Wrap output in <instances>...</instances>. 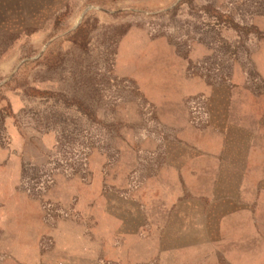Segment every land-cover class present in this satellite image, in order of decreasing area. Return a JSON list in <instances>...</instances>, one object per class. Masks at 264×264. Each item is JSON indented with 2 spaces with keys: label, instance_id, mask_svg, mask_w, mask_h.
<instances>
[{
  "label": "rangeland",
  "instance_id": "1",
  "mask_svg": "<svg viewBox=\"0 0 264 264\" xmlns=\"http://www.w3.org/2000/svg\"><path fill=\"white\" fill-rule=\"evenodd\" d=\"M264 0H0V264H264Z\"/></svg>",
  "mask_w": 264,
  "mask_h": 264
},
{
  "label": "crops",
  "instance_id": "2",
  "mask_svg": "<svg viewBox=\"0 0 264 264\" xmlns=\"http://www.w3.org/2000/svg\"><path fill=\"white\" fill-rule=\"evenodd\" d=\"M258 136H261V137L263 138V137H264V134L261 133V134H259Z\"/></svg>",
  "mask_w": 264,
  "mask_h": 264
}]
</instances>
